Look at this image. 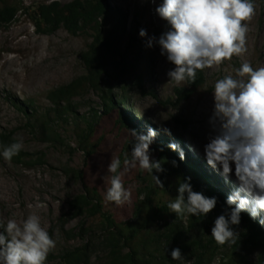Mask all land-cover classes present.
Returning <instances> with one entry per match:
<instances>
[{"label":"rangeland","instance_id":"374dc122","mask_svg":"<svg viewBox=\"0 0 264 264\" xmlns=\"http://www.w3.org/2000/svg\"><path fill=\"white\" fill-rule=\"evenodd\" d=\"M7 1L19 8V12L12 24L0 27V134L12 135L13 143L22 139L24 147L11 162L0 154V225H6L9 219L20 223L30 214H38L42 227L56 242L45 264H68L66 256L72 264H112L129 252L122 247L119 253L112 249L109 238L114 226L110 219L113 217L117 224H122L135 222L137 217L127 203L117 206L105 199L110 186L108 179L96 170L86 176L88 183L98 188L105 210L93 208L97 205L95 198L89 205L79 202L73 206L87 195L80 177L86 154L77 118L85 115L93 120L95 113H102L103 95L110 88L116 101L126 95L112 118L120 112L139 133L146 135L149 128L156 130L154 141L163 139L178 144L184 159L196 157L209 174L212 171L217 175V181L228 184L227 192L238 187L234 174L226 179L220 170L207 164L204 146L215 135L209 124L215 82L227 75L235 76V70L243 62L251 63L254 69L264 67V0H253L255 15L248 23L247 52L205 68V85L189 99L180 98L176 93L179 88H188L187 81L179 85L169 81L167 73L175 65L166 55H161L158 43L153 41L152 46H148L151 37L158 40L162 33L171 30L170 24L155 11L163 0H108L112 15L105 21L104 35L112 38L124 58L118 56L115 63L108 66L101 90H90L76 97L75 112L62 118L51 113L53 106L48 95L86 74L82 55L94 41L95 32L87 29L72 35L61 27L49 33L37 15L41 5L74 0ZM140 29L146 30L145 37L139 35ZM32 113L37 116L31 119ZM164 129H169L171 135ZM176 152L177 162L182 163L184 159L180 160ZM171 158L165 157L162 166ZM140 190V198L144 200L146 196L142 194L143 189ZM40 204L44 207H37ZM160 226L163 227L162 222ZM231 227L239 236L245 229L242 224ZM3 230L0 227V231ZM78 250H85L87 257L79 258ZM226 250L220 251L219 264ZM241 254L244 264H257L260 250L242 248ZM166 256L171 259L170 253ZM175 264L196 262L184 258L175 260Z\"/></svg>","mask_w":264,"mask_h":264},{"label":"clouds","instance_id":"9594fccd","mask_svg":"<svg viewBox=\"0 0 264 264\" xmlns=\"http://www.w3.org/2000/svg\"><path fill=\"white\" fill-rule=\"evenodd\" d=\"M160 18L167 21L171 30L162 33L157 40L161 55L175 65L168 71L169 81L177 85L195 83L197 71L222 64L235 56L247 52L248 23L255 15L253 0H163L155 9ZM139 35L147 32L140 29ZM214 107L209 118L215 135L204 146L207 164L226 178L233 174L238 187L227 197L230 211L219 215L211 230V236L218 245H236L239 233L232 225H239L241 213L248 211L252 218L264 212V67L254 69L251 63L243 62L235 70V76L227 75L214 84ZM134 137L131 158H125V168L137 166L151 174L156 186L163 189V182L153 172H163L160 161L150 158V145L157 135L149 128L147 134L129 129ZM165 133L171 135L169 129ZM23 140L4 147L3 158L11 162L23 149ZM173 151L179 152L180 160L184 152L176 143H170ZM176 165V161H172ZM234 165V173H233ZM119 158H113L108 166L110 186L105 199L122 206L130 201L131 193L125 188ZM190 180V178H188ZM178 195L168 203V208L176 217L206 216L217 204L215 197H206L194 192L188 182H180ZM37 207L42 208L40 204ZM264 224V219L260 221ZM0 264H45L49 252L56 242L41 225V217L30 214L18 223L9 219L0 225ZM171 259L182 261L180 248L171 251ZM219 257L215 264H219Z\"/></svg>","mask_w":264,"mask_h":264},{"label":"trees","instance_id":"16d2710c","mask_svg":"<svg viewBox=\"0 0 264 264\" xmlns=\"http://www.w3.org/2000/svg\"><path fill=\"white\" fill-rule=\"evenodd\" d=\"M107 1L74 0L69 3L53 1L37 9V15L47 26L49 33L61 27L72 35H77L87 29L95 32L94 41L82 55L86 74L67 85L58 87L48 95V100L53 106L50 111L57 117L62 118V116L75 112L74 99L76 97L84 96L90 90H101V83L108 66L115 63L116 57L124 58L123 53L114 45L112 38L104 35L105 21L112 15ZM18 12L19 8L8 3L7 0H0V27L12 24ZM115 76H119L117 69ZM205 83V70H198L195 83L187 82L188 88H179L176 93L180 98L189 99ZM111 94L112 89L110 88L103 95V112L95 113L93 120H89L85 115L77 118L86 154L85 167L80 177L86 185L87 195L80 197L73 206L79 202L84 206L89 205L90 200L95 198L97 205L93 208L105 210L104 200L98 188L90 185L86 176L96 170L110 181L112 174L108 173V166L113 158H119L120 171L124 173L122 182L131 193L127 204L137 220L117 224L113 217L110 219L114 226V231L109 238L112 249L118 253L120 252L119 247L129 250L123 258L115 259L112 264H175V260L166 256V254H171L174 248H180L184 258L195 260L196 264L212 263L224 248L227 250L221 264H244L242 248L249 251L258 249L260 255L257 264H264V224L260 222L264 216L261 214L252 218L248 211L241 213L239 225L242 224L245 229L236 245L229 247L226 244L218 245L211 236L215 219L230 211L226 199L232 192H227L225 188H228V184L217 181V175L211 170L209 174L205 170V165L200 164L201 162L196 157L192 156L191 160L184 159L182 163H178L177 152L169 147L170 141L163 139L153 141L149 152L152 160L163 162L165 157H172L165 166H162L163 172H153V175L159 176L163 182V189L156 186L151 174L138 166L125 168L123 162L126 157L131 158L135 144V139L130 136L128 130H136V128L129 125L127 117L120 112L116 113L117 117L112 118L115 108L126 100V95L116 101ZM29 116L32 119L37 114L32 113ZM137 132L140 131L137 130ZM12 143V135L0 134V154L4 147ZM172 161H176L175 166ZM180 182L190 183L194 192L202 193L206 197H215L216 207L206 216L193 215L187 219L176 217L175 213L170 212L168 203L178 195L177 189ZM140 189H143L142 194L146 196L144 200L140 198ZM160 222L163 223V227L160 226ZM77 256L87 257V252L78 250ZM64 259L68 264H72L68 256Z\"/></svg>","mask_w":264,"mask_h":264}]
</instances>
